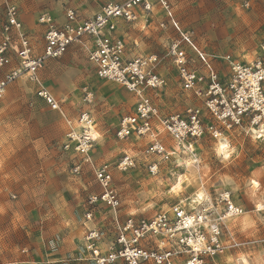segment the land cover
<instances>
[{
    "label": "rangeland",
    "instance_id": "obj_1",
    "mask_svg": "<svg viewBox=\"0 0 264 264\" xmlns=\"http://www.w3.org/2000/svg\"><path fill=\"white\" fill-rule=\"evenodd\" d=\"M10 1L20 23L21 13L34 6H38L34 17L47 9L58 22L48 6L53 0ZM168 2L180 31L206 54H229L243 63L259 57L264 60L260 49L264 0ZM146 22H124L119 32H123L120 38L127 57L154 54L160 59L157 70L165 85L152 93L153 102L163 113L200 106V99L182 90L177 69L166 56V46L179 38V32L161 12L146 16ZM3 23L1 13L0 28ZM22 29L32 55H39L43 28L37 32ZM16 40L13 30L11 41ZM85 44L90 46V41ZM183 46L189 56H194L188 45ZM83 50L78 44L72 45L61 57L46 60L38 71L41 84L55 95L61 112L52 110L36 95L37 85L26 75L10 83L0 99V264H37L33 258L40 254L60 259L61 264L70 263L67 258L61 259L67 254L61 251L68 242L64 240H77L87 196L99 191L88 165L65 148L66 133L76 126L79 112L87 109L93 117L96 141L92 157L96 162L113 164L120 154L131 153L130 149L142 142L116 138L119 119L132 112L133 95L118 84L98 78ZM214 65L219 76L226 74L222 61L216 60ZM87 93L92 99L89 105L83 102ZM164 137L165 143L173 146ZM224 138L218 141L205 135L194 143L192 154L181 150L169 161H160L155 176L147 173L140 153L135 169H113V185L121 198L119 219L128 215L149 218L180 201H192L198 190L203 191L202 198L211 199L230 191L242 214L226 220L223 238H233L240 246L217 259V264H264V140L251 139L239 128L225 133ZM223 148L229 150L228 158L221 152ZM74 164L80 165V173L71 172ZM110 218L109 210L99 205L91 222L108 226Z\"/></svg>",
    "mask_w": 264,
    "mask_h": 264
},
{
    "label": "built area",
    "instance_id": "obj_2",
    "mask_svg": "<svg viewBox=\"0 0 264 264\" xmlns=\"http://www.w3.org/2000/svg\"><path fill=\"white\" fill-rule=\"evenodd\" d=\"M155 7L179 32V38L166 46V56L177 69L182 90L200 99V106L187 107L182 112H161L151 96L165 85L157 70L159 57L154 54L127 57L125 43L116 35L120 21H135L137 10L149 14ZM37 21L44 26L43 45L39 55H32L16 7L6 5L0 41V99L10 83L26 75L37 85L36 95L52 110L61 112L58 101L41 84L38 71L46 60L59 58L70 46L78 44L85 47L98 78L124 87L135 97L133 111L119 119L115 136L119 140L147 139L141 155L149 175L158 174L160 161H169L181 150L192 154L194 143L205 135L224 141L225 133L239 128L251 139L264 140L262 57L243 63L229 54H206L180 31L168 0L107 2L86 19H81L74 9L66 8L61 24L55 23L48 12L40 14ZM13 30L16 42L11 41ZM89 41L91 44L87 46L85 43ZM183 45H188L194 56H189ZM260 49L263 56L264 38ZM216 60L226 65L224 76H219L214 65ZM83 102L91 104L89 93ZM92 126L94 129L90 112L82 110L76 126L66 133L65 143L66 149L88 165L99 187L97 193L87 197L85 221L92 220L99 205L111 213L108 226L89 229L83 236L82 247L88 254L89 264H217V259L240 246L233 238H223L226 220L242 214L230 191L220 192L214 199L204 196L199 202L182 204L180 201L149 218L128 215L119 219L117 210L121 198L113 185L112 170H133L139 159L122 153L113 164L96 162L92 157L96 141ZM164 136L173 146H167ZM151 157L159 160H149ZM71 172L80 173V165L74 164Z\"/></svg>",
    "mask_w": 264,
    "mask_h": 264
},
{
    "label": "crops",
    "instance_id": "obj_3",
    "mask_svg": "<svg viewBox=\"0 0 264 264\" xmlns=\"http://www.w3.org/2000/svg\"><path fill=\"white\" fill-rule=\"evenodd\" d=\"M117 1H119V0H70V1L68 0V2L66 0H63V1H60V0L59 1H55V0H53V1H50V3H48L49 4L48 6H50V9H52V11L55 12L54 14L56 16H58V22H56V23L61 24V23L64 22V10L66 8L74 9L81 19H86V18H89V17L93 16L95 13H97L100 10V8L102 7L101 5L103 3L105 4L107 2H117ZM0 2L2 4V9H0V14L2 13V15L4 17V21H5L6 5L7 4H13V3L10 0H0ZM37 7L38 6H34L33 8H29V11H24L23 13H21L20 20H21V23H23V27L22 28L25 27V29L34 30L36 32L43 28V33H44V26L39 24L37 19H38L39 15L42 14L43 12H48L49 14H50V12L47 9L40 10L38 12V14L34 17L33 16V12H34V10H35V12L38 10ZM155 11L161 12L163 14V12L158 7H155L154 10L151 13H149V14H144L143 12L137 10V14L138 15H137V19L136 20L138 22H141V24L142 23L146 24L147 23L146 22V16H150V14H152ZM55 15H54V17H55ZM88 15H90V16H88ZM123 23H124V21H120L119 22V26H118V29H117V32H116V35L119 36V37H120L121 34H123L122 31H121V33L119 32V29H120V27L122 26ZM0 33H1V28H0ZM90 44H91V42H90ZM73 45H75V44H73ZM83 48H85V47L80 46V50H83ZM92 68H93V66H92ZM159 74L161 75V73H159ZM52 95L55 97L54 94H52ZM55 99H56V97H55ZM133 99H134V103H135V97L134 96H133ZM133 108H134V104H133V107H132V111H133ZM128 140L133 141V142L134 141L135 142L142 141V142H140L138 144L136 143L137 147L135 149H130L131 153H129V154H132V155L138 157L139 153L141 154V152L143 151V149H144V147L146 145L147 139L144 138L142 140V139H139V138L130 137ZM167 146H170V145H167ZM124 153H127V152H124ZM177 154H179V153H177ZM174 156H175V154H174ZM85 209H84V212H85ZM79 225H80V230H78L79 232L76 235L77 236L76 237L77 240H78L79 237L81 238L79 244H76L77 240H73L72 241V240L67 238V239L64 240L65 243L68 241L67 244L65 245V249L61 250L62 252H66L67 253V254H65V258H63V256H62L61 259L62 260L66 259V258L69 259V262H70L69 264H89L88 254L83 250V247H82L83 236H84V234H85V232L87 230L93 229V228H97L98 226H96L94 223H92L91 220L90 221H85L84 217L79 222ZM101 226H105V225L102 224ZM69 238H70V236H69ZM71 243H73V244H71ZM46 257L44 258L43 255L40 254V256L38 255V257H35L33 259H34L35 263H37V264H48V263L49 264H61V262H58L60 259L56 260L54 258L51 259V258H46Z\"/></svg>",
    "mask_w": 264,
    "mask_h": 264
},
{
    "label": "bare ground",
    "instance_id": "obj_4",
    "mask_svg": "<svg viewBox=\"0 0 264 264\" xmlns=\"http://www.w3.org/2000/svg\"><path fill=\"white\" fill-rule=\"evenodd\" d=\"M94 129H93V126H92V134L94 135ZM94 137H96L95 135H94ZM96 139V138H95ZM222 146H223V144H222ZM221 146V147H222ZM220 147V148H221ZM224 147V146H223ZM226 148V147H225ZM222 153H223V155H224V157L225 158H228L229 157V150L228 149H224L223 148V151H221ZM187 164H185V166H186ZM180 188V187H179ZM203 191L202 190H198V191H196L195 193H194V195L190 198L192 201H197V202H199L200 200H202V196H203Z\"/></svg>",
    "mask_w": 264,
    "mask_h": 264
}]
</instances>
